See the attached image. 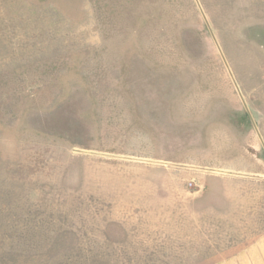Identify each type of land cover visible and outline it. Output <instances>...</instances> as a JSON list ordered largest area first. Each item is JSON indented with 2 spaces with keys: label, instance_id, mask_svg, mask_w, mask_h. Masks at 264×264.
I'll return each mask as SVG.
<instances>
[{
  "label": "rangeland",
  "instance_id": "rangeland-1",
  "mask_svg": "<svg viewBox=\"0 0 264 264\" xmlns=\"http://www.w3.org/2000/svg\"><path fill=\"white\" fill-rule=\"evenodd\" d=\"M0 264H264V0H0Z\"/></svg>",
  "mask_w": 264,
  "mask_h": 264
}]
</instances>
